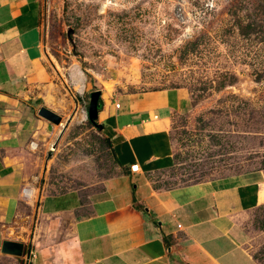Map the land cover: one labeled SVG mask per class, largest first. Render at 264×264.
<instances>
[{
	"label": "rangeland",
	"instance_id": "obj_1",
	"mask_svg": "<svg viewBox=\"0 0 264 264\" xmlns=\"http://www.w3.org/2000/svg\"><path fill=\"white\" fill-rule=\"evenodd\" d=\"M44 5L48 56L58 72L49 98L65 126L55 124L43 151L25 153L37 195L44 184L49 193H91L119 173L110 141L88 116L91 92L98 89L107 99L188 88L190 106L174 111L170 122L175 162L155 175L156 185L233 173L258 172L264 178V0H44ZM77 69L85 78L83 90ZM38 198L26 201L33 205ZM21 210L31 214L32 208L24 203ZM238 227L245 247L264 264V202L240 217ZM27 253L0 249V264H32Z\"/></svg>",
	"mask_w": 264,
	"mask_h": 264
},
{
	"label": "crops",
	"instance_id": "obj_2",
	"mask_svg": "<svg viewBox=\"0 0 264 264\" xmlns=\"http://www.w3.org/2000/svg\"><path fill=\"white\" fill-rule=\"evenodd\" d=\"M44 15V0H0V249L22 241L32 264H262L238 227L264 202L260 173L156 185L175 162L170 122L190 106L186 87L108 94L96 125L119 173L91 193H49L44 184L35 204L26 201L34 183L25 153L43 151L55 126L39 115L41 106L55 110L49 91L58 73Z\"/></svg>",
	"mask_w": 264,
	"mask_h": 264
},
{
	"label": "water",
	"instance_id": "obj_3",
	"mask_svg": "<svg viewBox=\"0 0 264 264\" xmlns=\"http://www.w3.org/2000/svg\"><path fill=\"white\" fill-rule=\"evenodd\" d=\"M102 96V90H94L90 95V103L88 109V116L90 121L96 122L100 112V99ZM39 115L49 120L54 124H62V116L47 106H41L39 109ZM25 250V243L22 241H15L7 239L3 242L1 251L5 254L23 256Z\"/></svg>",
	"mask_w": 264,
	"mask_h": 264
},
{
	"label": "bare ground",
	"instance_id": "obj_4",
	"mask_svg": "<svg viewBox=\"0 0 264 264\" xmlns=\"http://www.w3.org/2000/svg\"><path fill=\"white\" fill-rule=\"evenodd\" d=\"M74 69V68H73ZM74 71V70H73ZM72 71V72H73ZM74 76H75V80H76V82L80 85V87L79 88H81L82 90L85 88V78H84V76H83V73H82V71H80V70H76L75 72H74ZM62 126H65V124L64 123H62ZM58 127H61V126H58ZM32 193H34L31 197H29V199L31 200V201H34V200H36V198H37V196L39 195H37V190L36 189H34V188H32L29 192H28V194L30 195V194H32Z\"/></svg>",
	"mask_w": 264,
	"mask_h": 264
},
{
	"label": "built area",
	"instance_id": "obj_5",
	"mask_svg": "<svg viewBox=\"0 0 264 264\" xmlns=\"http://www.w3.org/2000/svg\"><path fill=\"white\" fill-rule=\"evenodd\" d=\"M116 106L119 108L120 106H121V103L120 102H117L116 103ZM33 144H35V143H33ZM55 147H56V142L54 141V142H52L51 144H50V147H49V150L50 151H54V149H55ZM32 188H30V187H26V188H24V194H25V196L27 197V198H29V197H31L34 193H32V194H28V192L31 190Z\"/></svg>",
	"mask_w": 264,
	"mask_h": 264
},
{
	"label": "trees",
	"instance_id": "obj_6",
	"mask_svg": "<svg viewBox=\"0 0 264 264\" xmlns=\"http://www.w3.org/2000/svg\"><path fill=\"white\" fill-rule=\"evenodd\" d=\"M101 105H102V100L100 99V107H101Z\"/></svg>",
	"mask_w": 264,
	"mask_h": 264
}]
</instances>
